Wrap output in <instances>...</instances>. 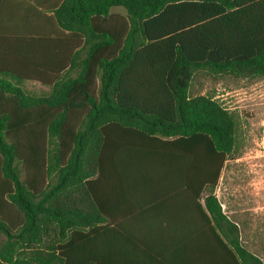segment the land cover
Wrapping results in <instances>:
<instances>
[{
	"label": "trees",
	"instance_id": "1",
	"mask_svg": "<svg viewBox=\"0 0 264 264\" xmlns=\"http://www.w3.org/2000/svg\"><path fill=\"white\" fill-rule=\"evenodd\" d=\"M117 7L126 16L110 13ZM53 24L43 61L28 42L10 50L18 39L0 40V264L191 262L128 254L141 241L111 215L113 168L178 169L211 235L207 263L264 264L215 195L238 120L190 95L200 72L264 78V0H59ZM26 81L49 93H27Z\"/></svg>",
	"mask_w": 264,
	"mask_h": 264
},
{
	"label": "crops",
	"instance_id": "2",
	"mask_svg": "<svg viewBox=\"0 0 264 264\" xmlns=\"http://www.w3.org/2000/svg\"><path fill=\"white\" fill-rule=\"evenodd\" d=\"M58 1L39 0V4L35 5L28 0H0V40L6 33L17 38L18 42L12 40L7 44L10 50L26 47L25 43L28 42L29 54L35 62L43 61L52 53L50 40L55 31L53 8ZM1 54L0 51V57ZM129 149L130 146L119 150L123 165L130 162L127 155ZM165 149L160 152L172 157L173 153ZM131 150L141 151L139 147ZM111 174L109 192L110 198L114 199L110 202L113 220L124 229L127 238L141 241L139 245L135 242L130 245L128 254H137V250H140L143 257H149L154 252L165 256L184 255L190 259V264H202L197 263L202 257L206 264L214 261L210 256L214 251L211 235L203 226L195 191L191 192L181 184L177 178L180 176L178 169L153 168L146 171L113 168ZM206 191L202 192L199 202L202 208ZM220 203L224 214L239 226L244 246L240 222L234 220L226 211V205ZM228 260L221 257L219 264H229Z\"/></svg>",
	"mask_w": 264,
	"mask_h": 264
},
{
	"label": "rangeland",
	"instance_id": "3",
	"mask_svg": "<svg viewBox=\"0 0 264 264\" xmlns=\"http://www.w3.org/2000/svg\"><path fill=\"white\" fill-rule=\"evenodd\" d=\"M111 13L126 16L121 7ZM21 88L34 95L49 93L38 82L26 81ZM190 95L214 98L238 120L236 145L215 193L230 216L240 222L244 246L264 259V78L211 77L200 72L193 79Z\"/></svg>",
	"mask_w": 264,
	"mask_h": 264
}]
</instances>
